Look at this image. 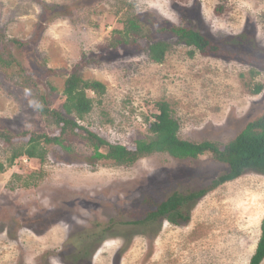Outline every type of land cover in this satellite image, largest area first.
Returning a JSON list of instances; mask_svg holds the SVG:
<instances>
[{
    "label": "rangeland",
    "instance_id": "rangeland-1",
    "mask_svg": "<svg viewBox=\"0 0 264 264\" xmlns=\"http://www.w3.org/2000/svg\"><path fill=\"white\" fill-rule=\"evenodd\" d=\"M130 15L146 37L123 43L114 31ZM171 26L217 43L243 36V51L229 48L242 55L196 52L178 43ZM0 35L12 61L0 67V131L12 137L10 144L0 139V264L249 263L264 217L263 175L246 171L208 192L185 206L184 223L134 225L151 204L205 189L228 167L209 155L162 153L129 166H91L72 158L75 150L90 154L82 143L73 153L40 146L41 165L7 160L28 140L24 133L58 135L35 92L43 89L51 109L63 112L70 75L104 85L100 104L92 98L79 123L112 145L133 149L148 138L144 119L158 102L169 106L179 139L228 144L264 113V0H0ZM157 41L170 46L161 64L147 55Z\"/></svg>",
    "mask_w": 264,
    "mask_h": 264
},
{
    "label": "trees",
    "instance_id": "trees-1",
    "mask_svg": "<svg viewBox=\"0 0 264 264\" xmlns=\"http://www.w3.org/2000/svg\"><path fill=\"white\" fill-rule=\"evenodd\" d=\"M183 1V0H180ZM122 6L119 7L121 9ZM114 32L121 34L128 43L129 38L136 35L138 38L146 37L145 26L138 23L135 16H127L121 21V29ZM156 32H167L164 27L156 28ZM168 32L176 38L178 43L192 48L196 52L209 54L212 56L239 57L241 52L231 51L229 48L243 51V36L232 38L223 43L214 42L207 35L200 34L192 27H170ZM134 42V41H132ZM0 67L6 68L12 64L10 57H6L4 49L7 45L3 43L0 35ZM239 48V49H238ZM170 46L166 42L157 41L150 43L147 48L148 59L156 64L164 62ZM194 51L190 52L192 55ZM8 58V59H7ZM256 64V63H255ZM260 67V64L258 63ZM264 68V66H263ZM50 93H54V87L49 88ZM258 87L255 92L259 93ZM36 99L39 102L38 111L58 130V135L49 136L46 134L24 133L22 136L28 137L24 145L13 148L8 158V166H12L16 160L26 158L29 161H36L41 165L43 153L40 146H58L66 153H73V144L82 143L90 151L89 155L78 154L77 150L72 154L74 160L84 162L88 165H95L99 162H111L115 166L133 165L139 159L151 156L155 153L167 154L172 158L184 160H196L204 155L211 156L212 159L223 163L228 167L226 173L219 175L211 181L209 186L198 191H190L187 194L173 192L165 201L151 204L147 210L135 215L132 219L134 225H144L156 221H166L170 224L186 222L184 213L185 206L196 202L208 192L223 185L226 182L239 178L246 171L255 172L264 176V113L249 121L239 134L228 144L219 146L213 142L191 143L177 137L179 124L172 117L169 106L165 102L154 103V113L150 119L144 121L148 126L150 136L134 143L133 149H127L120 145H112L104 139L98 137L79 122L91 113L95 100L100 104L101 97L105 94V87L98 81H84L76 75L68 76L64 81L62 96L63 112L51 109L48 103L47 94L43 89H38ZM94 97H91V95ZM11 134L0 131V139L8 144L11 143ZM4 172L3 165L0 164V173ZM33 178V177H29ZM29 179L26 180V184ZM146 202V201H144ZM151 203V201L149 202ZM111 230V229H109ZM90 237V236H89ZM264 260V217L260 224V235L256 244L254 254L248 264H260Z\"/></svg>",
    "mask_w": 264,
    "mask_h": 264
}]
</instances>
